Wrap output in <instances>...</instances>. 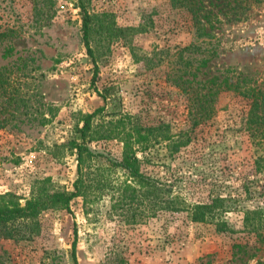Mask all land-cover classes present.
<instances>
[{
	"label": "rangeland",
	"instance_id": "obj_1",
	"mask_svg": "<svg viewBox=\"0 0 264 264\" xmlns=\"http://www.w3.org/2000/svg\"><path fill=\"white\" fill-rule=\"evenodd\" d=\"M79 3L0 0V206L46 201L34 216L8 221L12 235L0 229V264H75V238L79 264H264V246L255 249V235L243 229L245 208L257 206L256 221L264 226V172L253 171L258 149L242 126V100L226 94L217 116L191 129L186 101L166 78L182 57L197 63L211 43L217 54L200 78L227 68L264 76V1L238 21L221 13L210 41L196 36L188 14L170 0H86L91 12L110 14L102 18L123 30L111 42L96 35L95 56L84 44ZM192 43L205 53L184 49ZM108 87L109 108L117 104L146 123L166 121L174 134L191 132V142L175 154L156 144L143 170L173 183L186 203L231 197L238 208L223 215L228 230L191 221L187 211L166 221L148 207L156 193H124L125 170L105 160L93 174V205L83 197L73 198L70 210L50 202L55 193L74 190L77 159L69 142L84 117L105 104L98 91ZM90 147L113 158L122 153L116 140Z\"/></svg>",
	"mask_w": 264,
	"mask_h": 264
},
{
	"label": "trees",
	"instance_id": "obj_2",
	"mask_svg": "<svg viewBox=\"0 0 264 264\" xmlns=\"http://www.w3.org/2000/svg\"><path fill=\"white\" fill-rule=\"evenodd\" d=\"M79 1L84 44L91 56H95L92 41L95 40L96 35L111 42L121 38L119 36H122L123 30L116 27L112 21L102 18L103 16L109 18L110 14L91 12L86 0ZM170 1L174 8L183 9L188 14L197 37H209L211 41L214 38L212 31L220 21L221 13L230 21H238L246 16L252 5L264 0H216V3L210 2L212 7L206 5L205 0ZM213 6L219 9L216 10ZM211 44L207 53L197 59V63L191 59L184 60L182 57L181 65L168 71L167 81L173 83L184 97L186 101L184 113L191 129L216 117L222 109L226 94L231 92L234 96H238L243 102L240 115L243 129L249 135L251 143L258 149L253 155V171L262 173L264 172V76L255 77L234 68H227L211 77L200 78L202 69L217 54L216 46L214 43ZM184 49L195 55L205 53L202 46L193 43ZM2 76L3 73L0 72V81ZM96 76L97 69L94 70V77ZM110 89L108 87L103 91H98L104 98L105 104L84 117L82 125L76 127V136L69 142V147L73 149L77 159V178L74 181V190L70 193L57 192L50 202L52 204L60 202L70 210V201L75 197H83L86 203L93 205L95 198L93 177H96L93 174L96 172L98 175L105 160L108 166L121 167L125 170L127 181H122L119 185L124 193L132 192L131 196L135 197L141 193L142 189L150 190L152 194L155 192L156 200L151 197L148 207L156 208L155 213L162 212L166 221L177 212L187 211L191 221L214 222L218 232L228 230V223L223 215L238 208L233 205L232 202L235 201L231 197L216 195L210 201L186 203L181 195L175 194L173 183L154 179L143 170V165L152 158L151 152L156 144L166 143L167 150L175 154L191 142V132L182 130L174 134L171 131V124L166 121H159L155 124L146 123L140 114L125 112L117 104L109 108L113 97ZM4 120L0 119V127L5 125ZM101 140H116L122 143L121 156L113 158L110 155L96 152L90 147V143ZM44 202L46 201L38 202L32 199V202L25 207L0 206L1 231L5 230L6 235H12L15 231L10 229L8 233V221L34 216L37 205L44 204ZM155 213L152 212V214ZM259 213H262V208L259 206L252 209L245 208L243 218V229L248 230L249 235L252 233L255 235L257 243L254 248L258 250V243L264 246V226L256 221V215ZM75 232L77 235V229ZM76 244L77 238L73 242L72 257L75 264H79ZM236 247L241 248L242 245L237 244Z\"/></svg>",
	"mask_w": 264,
	"mask_h": 264
}]
</instances>
